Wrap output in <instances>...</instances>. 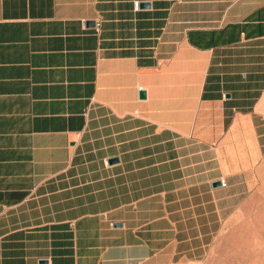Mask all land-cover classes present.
<instances>
[{"label": "crops", "instance_id": "0c3cea01", "mask_svg": "<svg viewBox=\"0 0 264 264\" xmlns=\"http://www.w3.org/2000/svg\"><path fill=\"white\" fill-rule=\"evenodd\" d=\"M257 197L264 0H0V264L199 263Z\"/></svg>", "mask_w": 264, "mask_h": 264}, {"label": "rangeland", "instance_id": "374dc122", "mask_svg": "<svg viewBox=\"0 0 264 264\" xmlns=\"http://www.w3.org/2000/svg\"><path fill=\"white\" fill-rule=\"evenodd\" d=\"M192 264H264V197L244 206L210 256Z\"/></svg>", "mask_w": 264, "mask_h": 264}, {"label": "water", "instance_id": "95a60500", "mask_svg": "<svg viewBox=\"0 0 264 264\" xmlns=\"http://www.w3.org/2000/svg\"><path fill=\"white\" fill-rule=\"evenodd\" d=\"M141 95H142V96H145V92H144V91H142V92H141Z\"/></svg>", "mask_w": 264, "mask_h": 264}, {"label": "built area", "instance_id": "2783aa9c", "mask_svg": "<svg viewBox=\"0 0 264 264\" xmlns=\"http://www.w3.org/2000/svg\"><path fill=\"white\" fill-rule=\"evenodd\" d=\"M136 8H138V5H136Z\"/></svg>", "mask_w": 264, "mask_h": 264}]
</instances>
